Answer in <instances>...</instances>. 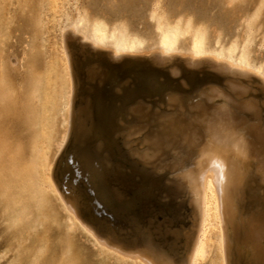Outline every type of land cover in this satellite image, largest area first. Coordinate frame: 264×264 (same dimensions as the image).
<instances>
[{
  "label": "rangeland",
  "instance_id": "obj_1",
  "mask_svg": "<svg viewBox=\"0 0 264 264\" xmlns=\"http://www.w3.org/2000/svg\"><path fill=\"white\" fill-rule=\"evenodd\" d=\"M109 5L113 0H0V264H132L98 247L74 225L52 190L38 197L34 191V202L11 207L23 197L21 184L31 169L34 143L47 140L51 128L43 63L47 38L56 35L52 42L60 45L63 21L78 22L87 33L94 25L108 32L120 26L130 35L146 36L157 33L151 19L156 9L168 28L190 21L210 46L245 45L264 64V0H115ZM68 47L76 71L75 103L70 142L56 162L55 181L75 195L94 230L125 247H150L166 263L186 264L199 223L189 165L194 168L197 154L213 142L206 120H225L221 132L233 128L228 111L237 118L232 133L248 148L238 158L242 176L232 191L229 263L264 264V84L208 62L117 58L75 36H68ZM151 76L155 91L145 80ZM59 83L58 89L68 90L69 76ZM65 123L62 116L55 126L51 155ZM100 124L110 127L107 137ZM83 148L90 149L92 162L86 163Z\"/></svg>",
  "mask_w": 264,
  "mask_h": 264
},
{
  "label": "bare ground",
  "instance_id": "obj_2",
  "mask_svg": "<svg viewBox=\"0 0 264 264\" xmlns=\"http://www.w3.org/2000/svg\"><path fill=\"white\" fill-rule=\"evenodd\" d=\"M64 15L66 17L69 16L68 12L64 13ZM151 19L154 20V28L156 29L157 33L156 34L151 33L146 36L130 35L120 26H117L111 32H108L105 27L100 25H94L91 32L87 33L86 31L78 28V24H79L78 22L63 21L60 24V28H59L60 45L57 46L55 42H52V37H55L56 35L52 36L51 38H47L49 54L47 55L48 57L46 58L44 57V63H43L45 66L43 93L46 96V98H48V102H49L50 115H51L50 117L51 128L47 140H45L43 143L37 141L34 143L33 154L30 164L31 169L30 172L25 174L23 178V182L21 184L22 188L24 189L22 192L23 197L14 200L12 204L13 206L11 207H15V206L19 207L18 205H24L28 201L34 202V199H36L35 196L33 195L34 191L37 193L36 195L38 197L39 193H41L42 191L44 192L47 190H52L57 194L58 198L61 201L63 209L67 214V217L73 222V224L75 225V223H77L78 225H80L82 229L88 235L91 236L95 244L98 247H101L102 249L106 250V252L109 251V253L112 252V254H116L119 257L126 258L129 261L131 260L132 264H176L175 261L171 263H166L150 247L146 246L147 248L144 249H141V247L140 249H135L134 246L125 247L121 244L112 241L106 236L99 235L96 232L97 230H94L93 225H91V222L81 214L78 201L75 195L72 193L65 192L55 181L56 162L59 160L58 158L59 156H61V153L65 150V147L67 146L69 137L71 135L70 134L71 118L74 109L73 106L75 103L74 94L76 92L75 82H74L75 70H73V65H72L73 60L71 58V51L68 47V36L77 37L82 42V44L83 43L87 44L91 49L95 50L96 52L99 51L101 53L102 51H106L110 55L117 58L126 57V56L146 55V56H154L156 59L162 62H167L171 60L174 61V59L177 60L184 59L186 60V62L192 65H199L203 62H208L212 65V67L214 66L215 68L216 67L221 68L219 70L223 69L235 75H239V77L245 76L244 78L246 77L254 78L264 84V64L257 62L255 59H253L245 45L238 46L237 44H230L229 46L226 47L210 46L209 44L205 43L204 35L200 31L193 29V25L190 21H186L184 23H181V21H176L172 27L168 28L166 21L163 18L156 15V9H154L153 12L151 13ZM246 22L249 23V19H246ZM247 42L248 39L247 41H245V43ZM174 71L177 72L176 70ZM65 75L69 76L71 84L68 90L62 88L58 89V85H60L59 81H61ZM235 75H233L232 78ZM145 80L147 84L151 81V83L153 84V89L155 91L157 88L155 79L151 76ZM233 83L234 82L231 83L229 82V84H233ZM149 87L151 88L150 85ZM146 90L147 89L144 88L143 92H146ZM151 91L153 90L151 89ZM33 92L35 93L34 86H33ZM35 94L37 95V93ZM39 94L41 95V93ZM175 102L180 103L181 101L179 100V98H177L175 99ZM223 103L224 102H222V104ZM139 105H141V103ZM199 107L200 106H197V109ZM203 108L205 109L206 107ZM252 108L253 106H250V109ZM189 109H188L189 111L193 110L191 109V106ZM207 109L208 108H206V111ZM206 111L204 110L203 112L206 114ZM96 112H97L96 109H94L95 115ZM227 113L229 114L230 119L233 121V125H232L233 128L226 132H221L220 130L222 129V127L227 125V122L225 120L223 119L215 120V118H213L214 121L206 120L205 126L204 125L203 126L206 127V129L209 130L210 133H212L213 140L212 139L211 140L213 142L212 143L210 142L211 144L208 146H204V148L200 151V153L197 154L199 156H198V160L196 161L197 164L194 166V168H192L193 166L189 165L191 167L189 171L191 177L190 185H192L191 187H193L196 192V197L193 196L194 193L193 194L191 193V196H193L194 199L193 201L195 202L196 200V203H198L199 205V210L198 209L196 210L199 211L197 212L199 213V223H198V232L192 242L190 251L188 250L189 254L186 264H230L229 263V250L231 246V239L229 233L230 222H231L230 215H231L232 202H234L232 200L235 198L234 197L235 195L232 196L233 193L232 191H233V187L236 186L234 185V183L236 182L238 175L241 173V172L239 173L238 158H241L240 155L242 151L243 152L246 151V150L244 151V149L242 150V148L246 147V145L245 147H243L242 143L243 145L246 143H244V141L241 143V139L238 137L237 133H232V131L237 128L235 123L237 118L234 119L233 114H231L228 111ZM97 115H99V113ZM62 116L63 117L65 116V122H66L65 128L60 139L57 140V142L55 143V150L51 155L50 148L52 145L53 133L55 130V126H57L58 122L61 121ZM201 116L198 115V117ZM202 117L205 116L203 115ZM192 118L194 120L196 119L194 117ZM198 120L200 119L198 118ZM198 123H200V121ZM183 127H185V122ZM99 128L102 131V135L104 137H107L110 132V127L100 124ZM159 128L161 129V127ZM195 138H193V141H195ZM197 138L199 139V137ZM154 143H157V141ZM159 146L161 145L159 144ZM245 149L248 150V148ZM89 150L90 149L83 148L81 151L87 157L86 163L92 162L93 160L92 157L89 155L90 154ZM249 150H251V148ZM155 151L156 150H154L153 152ZM246 153L248 152H245V154ZM241 160L243 162V159ZM194 162L195 161H193V163ZM97 172H99V170ZM93 175H94L93 177H95V174ZM240 176H242V174H240ZM95 178L97 179L98 177ZM236 188H238V186ZM33 196L34 199L31 200ZM186 236L190 237V234ZM120 260L121 259L119 258V261Z\"/></svg>",
  "mask_w": 264,
  "mask_h": 264
},
{
  "label": "water",
  "instance_id": "obj_3",
  "mask_svg": "<svg viewBox=\"0 0 264 264\" xmlns=\"http://www.w3.org/2000/svg\"><path fill=\"white\" fill-rule=\"evenodd\" d=\"M123 70H126V69H123ZM123 70H122V71H123ZM127 70H128V69H127ZM144 71H146V70H144ZM153 71H159V70L156 69V70H153ZM119 73L122 74L121 71H119ZM131 74H132V73H131ZM128 75H129V74H128ZM126 87H127V85L124 84V85L122 86V89H126Z\"/></svg>",
  "mask_w": 264,
  "mask_h": 264
},
{
  "label": "snow or ice",
  "instance_id": "obj_4",
  "mask_svg": "<svg viewBox=\"0 0 264 264\" xmlns=\"http://www.w3.org/2000/svg\"><path fill=\"white\" fill-rule=\"evenodd\" d=\"M114 3H115V0H113V5H114ZM113 5H109V6H113Z\"/></svg>",
  "mask_w": 264,
  "mask_h": 264
}]
</instances>
